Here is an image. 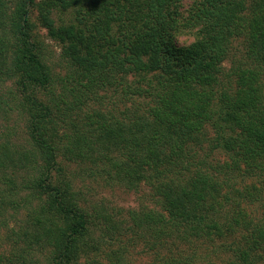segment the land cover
<instances>
[{
  "label": "trees",
  "instance_id": "1",
  "mask_svg": "<svg viewBox=\"0 0 264 264\" xmlns=\"http://www.w3.org/2000/svg\"><path fill=\"white\" fill-rule=\"evenodd\" d=\"M34 5L42 27L62 45L72 102L64 95L45 104L36 96L52 88V79L33 42ZM55 11L73 20L57 24ZM187 33L194 41L178 45ZM240 39L252 67L230 74L223 65ZM5 77L17 79L25 94L42 164L29 176L23 203H35L27 213L31 232L23 233L29 240L14 232L0 264H101L88 260L101 247L94 229L103 231L102 240L114 238L118 226L103 230L102 217L82 206L78 176H68L72 164L91 179L153 191L160 210L131 213V220L145 246L156 249L157 264H197L213 254H202V246L235 236L226 264H264V191L247 184L264 177V0H0ZM112 98L109 111L90 108ZM118 104L126 109L119 113ZM216 151L229 159L214 163ZM13 163L8 151L0 155V180L8 187L0 213L19 203L9 200L18 193L5 171ZM167 248L168 260L160 253Z\"/></svg>",
  "mask_w": 264,
  "mask_h": 264
},
{
  "label": "rangeland",
  "instance_id": "2",
  "mask_svg": "<svg viewBox=\"0 0 264 264\" xmlns=\"http://www.w3.org/2000/svg\"><path fill=\"white\" fill-rule=\"evenodd\" d=\"M45 0H35L36 5H39ZM190 2H185L183 9H188ZM30 18L35 25V40L42 50L43 62L50 68L52 88L49 90H38L36 96L39 100L45 104H49L52 99L63 100L64 95L70 96L69 102H72L71 91L73 88L72 79L70 77V71L67 68V63L62 56V45L49 37L48 32L42 27L39 21L38 7L34 5L31 8ZM53 19L57 24L60 22H71L73 16L71 13H65L55 11ZM194 41V35L187 33L178 37V45L188 46ZM247 45L242 39L236 40L232 46L228 59L224 62V68L231 74L232 71H236L238 67L243 69L251 68V61L247 63ZM237 86V78L233 79ZM71 84V85H70ZM66 85L69 89L66 90ZM111 94V93H109ZM24 93L17 85V79L8 80L0 79V155L5 151H8L14 160L13 165L7 168L5 171L11 177L14 178L17 185V195L9 200H15L18 204L16 206L7 205L6 210L0 213V254L9 252L13 247V234L17 233L18 237L24 242H28L23 236L25 231H30L27 225L32 223L29 221L28 211L35 207V203L24 206V198L29 197V189H26L27 182H29V176L34 174L33 169L42 164L40 153L36 152L34 142L30 135V107L25 103ZM113 99H109L106 103H91L90 108H99L103 111H109L113 109V106L109 105L113 103ZM129 105V104H128ZM117 110L123 111L126 108L118 104L115 106ZM118 113V114H119ZM75 116V115H74ZM214 133L211 131L210 136ZM33 154L36 156L33 157ZM214 157V163L224 164L228 159V155L222 151H216ZM63 164L67 165L62 157L58 159ZM68 171L71 173L68 176L76 174L78 177L75 180L74 189L80 193L82 200V206L88 209L90 214L102 217V220L98 221L100 228L107 230L109 226L117 225V231L111 233L114 238L105 236L102 240L103 231L101 229H94V238L99 240L101 247L99 253H92L89 257V261L97 259L101 264H113L117 259H120V264H157V253L154 248L149 249L145 246V242L137 235L138 229L133 225L131 220V213L140 214L143 211L153 210L159 211L160 206L157 204L156 199L153 197V191L147 186L142 185L137 189H128L124 185L120 184H108L102 177L91 179L85 174L79 172V167L76 164L68 165ZM1 177V174H0ZM260 179H250L247 181L248 185L254 184L258 188L264 191V177ZM6 181L0 180V195L6 191L7 185H4ZM10 196V195H5ZM5 199V197L3 196ZM1 205V200H0ZM258 209H254L257 213ZM107 216L112 222H104L103 217ZM106 221V220H105ZM127 224L134 227L128 231L121 229ZM18 237H16L18 239ZM223 240V239H222ZM219 240L212 246L203 247L200 251L202 254L212 253L207 260H201L197 264H226L229 259V250L236 236ZM25 246L21 243L20 246ZM152 245V244H150ZM220 248H216V247ZM222 248V249H221ZM216 250L217 253H214ZM160 253L169 259V253L172 250L160 249ZM199 253V252H198ZM206 256V255H205ZM117 257V259H116ZM39 258V256H38ZM204 258V257H203ZM42 263L45 261L41 259ZM83 263L86 262L82 261Z\"/></svg>",
  "mask_w": 264,
  "mask_h": 264
}]
</instances>
